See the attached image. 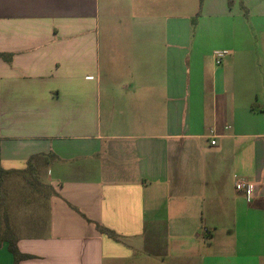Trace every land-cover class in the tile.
<instances>
[{
  "label": "crops",
  "instance_id": "crops-1",
  "mask_svg": "<svg viewBox=\"0 0 264 264\" xmlns=\"http://www.w3.org/2000/svg\"><path fill=\"white\" fill-rule=\"evenodd\" d=\"M0 51L19 264H264V0H0Z\"/></svg>",
  "mask_w": 264,
  "mask_h": 264
},
{
  "label": "rangeland",
  "instance_id": "rangeland-1",
  "mask_svg": "<svg viewBox=\"0 0 264 264\" xmlns=\"http://www.w3.org/2000/svg\"><path fill=\"white\" fill-rule=\"evenodd\" d=\"M32 175L31 170L23 175L8 174L0 182V240L9 235L12 227L16 231L22 228L19 225H10L8 216L11 215L13 220V216L19 213L20 209H17L19 204L24 203V198L31 196L28 194L29 186L31 188L35 185ZM30 204L32 203H28L29 207Z\"/></svg>",
  "mask_w": 264,
  "mask_h": 264
},
{
  "label": "trees",
  "instance_id": "trees-1",
  "mask_svg": "<svg viewBox=\"0 0 264 264\" xmlns=\"http://www.w3.org/2000/svg\"><path fill=\"white\" fill-rule=\"evenodd\" d=\"M0 58L9 62L11 60V54L9 53H3L0 51ZM34 157H30L28 159L27 162V167L24 170H5L0 166V182L3 180V177H5L8 174H25L27 171L32 170V168L34 167ZM1 189V186H0ZM100 232L103 234L108 235L109 237H112L114 239H117L118 236L111 230L105 228V227H99ZM6 240L8 242V249L10 250V252L13 255V264H19V262L22 259L28 258L29 255L27 254H23L21 253L17 246H16V242H17V238L10 232L9 236L7 235Z\"/></svg>",
  "mask_w": 264,
  "mask_h": 264
},
{
  "label": "built area",
  "instance_id": "built-area-1",
  "mask_svg": "<svg viewBox=\"0 0 264 264\" xmlns=\"http://www.w3.org/2000/svg\"><path fill=\"white\" fill-rule=\"evenodd\" d=\"M226 54H227L226 50L215 51L213 55L215 64L217 65L221 64ZM214 143H215V140H211V144H214ZM234 189L236 192L242 194L247 202H250L254 196L255 185L252 181L246 178L238 177L235 180Z\"/></svg>",
  "mask_w": 264,
  "mask_h": 264
}]
</instances>
